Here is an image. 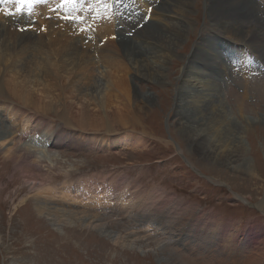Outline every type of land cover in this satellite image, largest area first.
Wrapping results in <instances>:
<instances>
[{"label":"rangeland","instance_id":"rangeland-1","mask_svg":"<svg viewBox=\"0 0 264 264\" xmlns=\"http://www.w3.org/2000/svg\"><path fill=\"white\" fill-rule=\"evenodd\" d=\"M60 1L54 0L40 8L38 2L34 3L32 11L37 17L33 16L47 26L46 37L37 35L38 38L31 40L10 31L13 20L16 22L13 24L19 25L14 13L11 23L0 29V52L2 47L12 51L9 60L13 62L19 44L24 42L32 47L30 57L34 61L28 76L33 89H21L20 97L8 84L7 70L10 72L12 67L7 69V66L12 62L0 60V138L6 137L10 143L19 136L21 130L14 129V120L8 115V112L11 115L18 112L15 119L22 116L30 122L24 142L32 147L33 153H38L30 169L22 167V161L8 156L16 143L0 142V264H167L170 258L187 264L174 250L160 249L161 240H144L148 234L152 235L146 231V225L154 223L159 215L175 217V227L179 226V219L202 221L206 233H210L207 231L214 223L220 244L229 246L234 243L233 237L253 233L252 243L245 245L243 240L245 247L238 252V255L244 254L243 257L233 261L260 264L264 259V74L255 76L248 68L249 79L243 73L242 64L226 59L231 52L225 49L237 50L245 44L264 63V30L261 28L264 27V0H239L245 6L244 11H234L236 5L225 4L224 0H162L150 22L130 38L127 35H131L153 0H129L128 8L125 4L120 8L121 17H114L111 25L96 28L94 34L82 32L76 20L69 25L55 21L54 15L60 12L54 6ZM15 2L8 0L7 6ZM51 9L57 10L51 12ZM6 10L0 8L2 25L8 19ZM225 10L231 13L225 15ZM241 14L247 16V25L223 27L224 18H237ZM207 27H215L229 45L215 44L220 40L214 39L215 33L205 31ZM238 28L242 35L250 30L253 37H258L259 33L262 36L258 42H252L253 37L227 36L234 37ZM109 33H115L121 42L109 43L94 55L93 49L97 50L94 44ZM77 43H84L87 48L92 43L90 52L77 48ZM56 47L69 57L71 64L65 62L68 64L65 71L69 69L71 74L64 72L63 77L70 75L71 79L54 75L58 62ZM87 57L92 62L86 74V77L91 76L86 88L89 83L92 88L98 85L101 90L92 98L90 89L79 95L70 89ZM136 60L142 71L135 67ZM42 66L46 67L42 69ZM152 67L157 71L152 72ZM79 88L83 85L77 90ZM209 92L214 93L208 97L209 102L219 100L217 110L231 121L222 134L232 136L240 132L244 158L252 170L248 175L244 169L233 170L226 164L214 163L213 158L202 157L193 149L201 134L189 140L180 130V122L185 126L183 110L191 108L192 101L199 97L203 98L202 107L207 108L209 102L203 95ZM80 95L83 98H79ZM140 106L142 111L137 110ZM78 107L87 110L86 115L78 113ZM81 114L84 119L80 118ZM213 116L209 113L210 119ZM204 122L207 123L208 118ZM35 124L40 128V135L48 130L52 134L57 132L46 151L41 150L45 148V139L39 141L38 138L35 142L31 137ZM17 125L21 127L20 123ZM104 134L113 135V144L105 140ZM96 141H100L102 148L95 145ZM107 144L112 148H103ZM98 176L117 194L113 199L108 198L110 202H126L120 198L125 191L139 201H149L151 193L153 202L135 201L128 206L117 203L112 211L93 209L91 197H82V190L77 188L87 187L89 181L92 191L95 183L91 181ZM39 181L48 187L51 196H57V199L45 198L49 209L62 211L68 218L73 215L71 223L56 227L47 220L50 217L47 209L42 213L36 211L35 193ZM70 186L77 193L70 192L80 196L82 203L58 196L64 189L69 191ZM211 196L220 202L216 208L204 205H210ZM84 202L92 205L88 207ZM129 208L151 217L138 222L140 216L132 215L130 219L133 218L134 223H122L120 218ZM80 218L87 219L90 225L86 227ZM193 235L192 230L190 234L182 233L180 240L185 247L189 246ZM186 257L187 254H182L181 258ZM199 264L214 262L201 257Z\"/></svg>","mask_w":264,"mask_h":264},{"label":"bare ground","instance_id":"bare-ground-1","mask_svg":"<svg viewBox=\"0 0 264 264\" xmlns=\"http://www.w3.org/2000/svg\"><path fill=\"white\" fill-rule=\"evenodd\" d=\"M34 1H35V3L38 2L39 8H40V7H47L54 0H34ZM224 1H225V4H230L231 6H234V4H235L236 8L234 9V11H236L237 9H239L240 11H244V9H245L244 4L241 3L239 0H224ZM16 2H17V0H16ZM34 5L32 7V10L34 8ZM54 8H58V10L60 12L59 14L57 13V15H54V19H56L55 21H57L58 23H61L62 25H69V23L72 22V20L70 18V15L69 14H64V9L63 8H59V5L58 6H54ZM56 10L57 9H55V10L51 9V12H55ZM31 12L35 15L34 11H31ZM32 13L26 14V15L23 16L28 21L29 25H32V19H33L32 18ZM228 13H231V12H229V10H225L224 11L225 15L228 14ZM0 14H1V12H0ZM12 15H13V12H12V10H10V13H7V15H6V17L8 16V19H6V23L3 24V25L1 23L0 24V29H3L4 27H6L7 25H9L11 23V16ZM35 16L37 17V15H35ZM66 18H68L69 21H66ZM42 19L45 20V17H42ZM224 19H225V22L223 23V27L225 29L236 27V26L247 25L249 23V22H245L247 20V16L246 15H242V14L239 15L237 18H233V17L230 16V17L224 18ZM18 22H19V25H21L20 27L27 26V25L24 24L23 19H19L18 18ZM77 23H79V22L76 21V24ZM22 24H23V26H22ZM71 26H75V25H71ZM75 27H77V26H75ZM26 28H28V27H26ZM261 28H262V30H264V27H261ZM242 34H243V32L241 31L240 28H238L237 32L234 34V37L232 35H227V36L231 37V38H236V37L244 38V37H253L254 36L253 33L250 32V30L247 33H244V35H242ZM261 36H262L261 33H259V36L258 37H253L251 39V41L252 42H258ZM215 37H217V36H215ZM224 38L228 39L225 36H224ZM54 44L56 46L57 42L54 41ZM60 50H61L60 47H56V52H57V55H58V62L55 63L54 75H56V77H61L62 79H66L67 77L69 79H71L69 77L70 75L67 76V77H63L66 74L64 72L69 71V69L66 70V71H65V69H67L68 64H71V62L69 61V57L66 56V55H63ZM11 52L12 51H9L6 48L2 47L1 48V52H0V60L1 61H4V60L8 61L10 59ZM30 53L32 54V47H30L28 44H26L24 42H21L19 44L18 48H17L15 56L13 57L14 58L13 62L9 60L12 63H10L11 65L7 66V69H8V67H12L10 72H8V70H7V78H8V82H9L8 84L13 89L12 91H14L15 93L17 92V94L19 93L18 94L19 96L23 95L21 93V91H20L21 89L32 87V84L30 82H28V80H29L28 76L30 75L29 73L31 72L30 70H32V68H33V67H31V68H29V67H30V65L34 66V61H33V58L30 57ZM47 61H50V59H47ZM84 61H85V63L82 64V67L80 68L79 73L73 78L75 83L73 84V81H72L71 85L72 84L73 85H72V87H70V89H71V91L73 89V92L77 91L76 93H78V95L83 93L85 90L90 89L89 90L90 94H93V95H91V98H92V97H95L96 94L99 93L101 90H100L98 85H97V87L94 86L92 88L89 83H88V87L86 88V82H89L90 77H91L90 75H87V77H86V74H87V72L89 70L90 62H92V61H91L90 57H87ZM65 62L66 63L69 62V63L66 64ZM133 63H134V65H135V67L137 69H139L141 71L143 70V68H142V66H141V64L139 63L138 60H136ZM65 65H66V68H65ZM70 66H72V65H70ZM151 70H152V72H155V71H157V68L156 67H152ZM33 71H34V69H33ZM70 71L68 72V74H71ZM3 75H4V72H3ZM71 77H73V76H71ZM62 79H60V81ZM64 81H63V83H64ZM35 82L37 84L36 78H35ZM60 83H62V82H60ZM77 84H79V85H77ZM80 85H83V88H79L77 90V87H79ZM35 86H37V85H35ZM68 87L69 86H67V88ZM32 89H33V87H32ZM44 92H45V90H44ZM40 93H43V92H40ZM68 93H69V90H68ZM45 94H46V92H45ZM210 96H214V93L209 92V94L206 93V94L203 95V97H204L206 102H209L208 97H210ZM31 98H32V96H31ZM47 98H48V96H47ZM79 98H83L82 95H80ZM21 99L23 101H25L23 98H21ZM83 100H85V98ZM219 103H220L219 100H214V101L212 100V101L209 102V105L207 106V108H203L202 107V104H203V98L202 97H199V98L193 100L191 108H185L183 110V112H182V115L185 118V120H184L185 121V126L181 125V122H180V125H181V126L179 125L180 130H181V132L183 133L184 136L189 138V140H193L195 138V136L201 134L202 137L196 143V145L194 146L193 149H195V151H197L202 157H205L206 159H212L213 158L215 160L214 163L221 164V165L222 164L223 165L226 164L228 168L233 169V170H236V169H239V168L244 169L243 171H245V174L248 175V174L251 173L252 170L250 168L251 165H250L249 161L244 158L245 149L243 147V145H244L243 144V140L238 136L240 132L239 133H235L234 132L232 134V136L231 135L228 136V135H223L222 134V131H224L223 129H225V125L229 126V123L231 121H230V119L228 118L227 115H225V114L223 115L222 114V111H220V109L217 110V107H219V105H220ZM84 104H86V103H84ZM48 105H51V103H49ZM88 106H90V105H88ZM144 107H146V106H144ZM14 108H15V106H14ZM78 108H79L78 109L79 110L78 113H82L83 112V114L86 115V111L87 110L83 109V107H78ZM85 108L89 109L87 107H85ZM12 110H14V109H12ZM137 110L138 111H142L143 107L140 106L139 108H137ZM8 113H9L8 115H9L10 119H12L11 113L10 112H8ZM16 113H18V112H16ZM209 113L210 114L211 113L214 114L215 115V116H213L214 118L210 119L209 118ZM80 118L84 119V116L81 114ZM206 118H208V122L207 123L204 122L206 120ZM20 124H21V127H20V125L14 124V125L17 126V129H18L17 131L21 130V133H19V136H16V137H14L13 139L10 140V143L15 142L16 144H13V146H14L13 149L10 148V151L8 152V156L11 157L13 160L22 161L23 163H22L21 166L22 167H27V168L30 169L32 167V164L37 161L38 153H33L32 147L27 145L28 144L27 142H24V140L26 138H24L23 135L25 137H28L27 133L26 132L24 133V130L28 131L26 129V127L30 125V122L29 121H25V119L23 118V122H21ZM36 124H35V126L38 127V125H36ZM178 124H179V122H178ZM230 127H232V126H230ZM218 134H222V137H218L219 136ZM34 136L35 135H33L32 137H34ZM31 139H33V138H31ZM0 142L1 143L8 142V144H10L9 143V139L6 138V137L0 138ZM111 144H113L112 140H111ZM41 150H42V152L44 151L43 149H41ZM41 150H40V153H41ZM30 158H33L32 161H30ZM243 164H244V166H243ZM32 182L34 183L35 181H32ZM36 188H37V191L35 193V196H36L35 207H36V211L38 213H40V212L42 213L44 210L47 209L48 215L50 216L49 218H47V220L51 221L56 227L61 226V224L67 225L68 223L72 222V220L75 218V217L73 218V215H70L69 218H68L67 215H65L64 213L61 214L62 211L57 212V210H55L54 208L51 209V210L49 209L50 204L47 205L48 202L45 201V198L57 199V196L55 194H53V193H52L53 195L51 196L50 192L48 190V187H45L43 185V182H41V181L37 182ZM58 196L60 198H62V199L71 200V201L77 202V203H82L84 201L80 196L73 195L70 192V190L67 191L66 189H64L63 192L62 191L59 192ZM82 197H84V196H82ZM60 198H58V199H60ZM95 200H96V202H98V199H95ZM21 201L23 203L24 200L21 199ZM96 202L94 201V202H92V204L95 205ZM84 203L88 207L92 205V204L90 205V203H87V202H84ZM80 219H82V218H80ZM82 220L83 221L80 220L81 223L87 225L86 227H88V225H90L89 221H87V219H82ZM207 220L210 221L209 219H207ZM204 224L205 223L201 224V226H200L201 228L200 229H203L202 225H204ZM92 228H97V227L93 226ZM214 229H215V224L213 223V224H211V228L209 230H211V232H213L214 234H217L216 233L217 230H215V232H214ZM216 229H218V228H216ZM100 234H102V233H100ZM252 234L253 233H247V236L245 237V241H244L245 245L246 244L248 245V243H252L251 241H254V240H252L253 239V235ZM103 235H106V234H103ZM112 236L110 235V237H112ZM227 236H228V234H227Z\"/></svg>","mask_w":264,"mask_h":264},{"label":"snow or ice","instance_id":"snow-or-ice-1","mask_svg":"<svg viewBox=\"0 0 264 264\" xmlns=\"http://www.w3.org/2000/svg\"><path fill=\"white\" fill-rule=\"evenodd\" d=\"M3 2H4V0H0V3H3ZM17 2H18V5H19L17 7V11H21L24 6H26L28 3L31 2V0H17ZM65 2H68V0H65ZM24 30L25 29H21V31H24Z\"/></svg>","mask_w":264,"mask_h":264}]
</instances>
